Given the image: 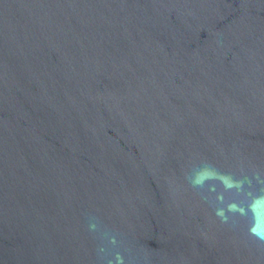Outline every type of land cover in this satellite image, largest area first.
<instances>
[{"label": "water", "instance_id": "1", "mask_svg": "<svg viewBox=\"0 0 264 264\" xmlns=\"http://www.w3.org/2000/svg\"><path fill=\"white\" fill-rule=\"evenodd\" d=\"M0 264H264V0H0Z\"/></svg>", "mask_w": 264, "mask_h": 264}]
</instances>
